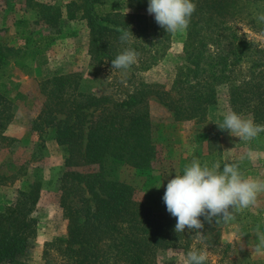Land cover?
<instances>
[{
	"label": "trees",
	"instance_id": "trees-1",
	"mask_svg": "<svg viewBox=\"0 0 264 264\" xmlns=\"http://www.w3.org/2000/svg\"><path fill=\"white\" fill-rule=\"evenodd\" d=\"M99 2L81 0L91 60L96 64L112 60L124 49L120 36L127 30L128 45L149 68L158 60L159 51H152L153 41L139 40L145 33H140L134 15L99 14ZM194 3L187 25L186 64L170 88L141 81L124 97L115 98L81 90L78 72L40 82L44 107L34 126L51 128L55 140L66 149L59 203L68 221L67 234L53 242L58 258L51 257L46 264H158L159 251L191 241L198 231L207 243L217 236H208L214 229L213 218L203 215L199 217L202 229L176 233V218L162 200L164 191L141 193L116 175L124 165L152 168L158 158L149 107L152 96L177 122L205 121L209 108L225 96L232 111L264 123V22L257 20L264 13V0ZM37 5L45 22L57 24L59 13L52 6ZM21 54V48L0 42V64ZM5 117L10 120L12 114ZM219 133L214 132L210 142L219 141ZM39 194L35 182L21 201L0 212V264H21L36 222L30 211ZM240 214L241 210L232 212L228 222L240 223ZM204 264L209 263L205 260Z\"/></svg>",
	"mask_w": 264,
	"mask_h": 264
},
{
	"label": "rangeland",
	"instance_id": "rangeland-1",
	"mask_svg": "<svg viewBox=\"0 0 264 264\" xmlns=\"http://www.w3.org/2000/svg\"><path fill=\"white\" fill-rule=\"evenodd\" d=\"M38 2L59 13L57 24L43 20ZM71 2L75 3L69 8ZM96 8L99 14L118 11L134 15L140 33H145L139 40L153 41L152 51H159L158 60L149 68L139 55L127 69L112 68L111 60L94 63L81 0H0V42L22 49L20 57L7 58L0 64V212L21 201L31 184L38 182L40 187L39 199L30 211L36 222L32 224L29 248L20 257L21 264H46L51 257L58 258L53 242L66 236L68 225L59 203L66 149L55 140L51 128L34 126L44 107L40 82L78 72L81 90L122 98L141 81L170 88L186 64L187 26L166 32L148 13L147 0H101ZM155 32H159L157 37H151ZM149 100L158 158L149 169L119 167V178L141 193L165 191L168 179L182 173L196 158L210 166L235 162L245 177L264 180V131L244 140L216 126L222 123L225 112L232 110L227 97H220L201 122H177L156 97ZM9 114L12 118L7 120ZM242 115L253 120L250 115ZM217 131L219 141L210 142ZM239 221L213 217L214 229L208 234L213 239L217 233L213 242L207 243L201 233L193 235L191 241L159 251L158 264H187L189 250L203 251L209 264H264V191L258 193L254 204L241 209Z\"/></svg>",
	"mask_w": 264,
	"mask_h": 264
},
{
	"label": "clouds",
	"instance_id": "clouds-1",
	"mask_svg": "<svg viewBox=\"0 0 264 264\" xmlns=\"http://www.w3.org/2000/svg\"><path fill=\"white\" fill-rule=\"evenodd\" d=\"M195 7L194 0H147L148 13L154 15L157 24L166 32L184 29ZM257 20L264 22V13H260ZM120 40L130 43L127 30L121 33ZM136 58V51L126 46L111 60L112 68L127 69ZM219 127L244 140L264 131V125L232 110L225 112ZM251 155L249 153V158ZM261 191H264V180L245 177L235 162H225L222 167L215 163L209 166L193 158L182 173L168 179L162 200L167 211L176 218L174 231L179 233L186 228L202 229L203 223L199 219L202 215L208 220L216 216L228 217L232 212L249 207ZM186 259L187 264H204L205 254L200 250H189Z\"/></svg>",
	"mask_w": 264,
	"mask_h": 264
}]
</instances>
